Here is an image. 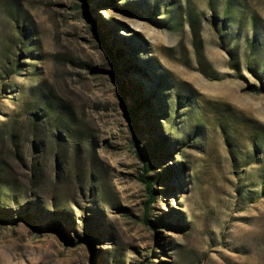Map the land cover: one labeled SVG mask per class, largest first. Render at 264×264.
Listing matches in <instances>:
<instances>
[{"label": "rangeland", "instance_id": "1", "mask_svg": "<svg viewBox=\"0 0 264 264\" xmlns=\"http://www.w3.org/2000/svg\"><path fill=\"white\" fill-rule=\"evenodd\" d=\"M261 169L264 0H0V264H264Z\"/></svg>", "mask_w": 264, "mask_h": 264}, {"label": "trees", "instance_id": "2", "mask_svg": "<svg viewBox=\"0 0 264 264\" xmlns=\"http://www.w3.org/2000/svg\"><path fill=\"white\" fill-rule=\"evenodd\" d=\"M84 15H85L84 17L87 21H89L91 23H95L94 20H92V14L90 12H87V10H86ZM110 49H113V47L111 46ZM116 55H117V57H120V58L124 56L122 50L118 51ZM134 65L138 66L139 71L142 72V74L144 73L146 76H149V78L152 77L150 72L147 70L146 66H144L143 64H138V62L136 63V61H134ZM128 68H129V66L124 65V67L122 68V72L126 73ZM150 79L155 81V83L157 85L155 87H148L147 90L142 91L144 98H142V96L140 95L139 90L135 89L134 87L131 88V91L133 92L134 96L136 97V104H135L134 109H133L134 114L136 112L144 111L145 107H149V108L153 109V107L157 108V105L159 106L161 104L160 106H163L162 108L166 107V110H169L173 119L176 120L177 118H180L177 114V110L181 106L179 96H176L177 94H174V97L171 99V101L170 100L167 101V105H164V103L157 102L158 101V97H157L158 93H161L160 92L161 90L167 89L170 87L164 86V82L158 80L156 77H152ZM164 98H165V95H164ZM39 99L41 102V114H43V116H44V96H41ZM173 99H175L177 102L173 101ZM180 99L185 100L186 98L182 97ZM48 106H50V105H48ZM34 116L36 117L37 115H34ZM189 135H190V133H188L187 136L189 137ZM255 140H256V138H255ZM259 141L260 140H258V142ZM254 147H258V146L255 145ZM138 157L140 158V160L143 162V165H144V169H143L144 174H141L138 177V180L145 186V189L147 192V198H148L147 201L145 202V213H144V218L142 220L145 224L149 225L150 227H152L155 230L157 228L158 224L156 222L150 221V219H149L150 215L148 214V212L150 210L151 204L154 202V199H155V193H154L153 186H154V182H156V181L154 180L155 178L147 176V174L151 171V167L149 166L150 162L148 161L149 156H145L143 154H138ZM246 165H249V164L245 163V166ZM259 172L262 173V174H260L259 178L263 182L262 187H264V170L261 169ZM25 218L27 219V217H25ZM55 229H58V228H55ZM86 237L89 238V234H87ZM150 254H153L152 250L150 251Z\"/></svg>", "mask_w": 264, "mask_h": 264}, {"label": "water", "instance_id": "3", "mask_svg": "<svg viewBox=\"0 0 264 264\" xmlns=\"http://www.w3.org/2000/svg\"><path fill=\"white\" fill-rule=\"evenodd\" d=\"M89 23H91V22H89ZM93 30H94V33L96 34L95 35V38L100 43V46H101L102 51L104 52L106 58L110 62V68H111L110 69L111 70L110 73H111V75L113 77V81H114V85H115V88H116V94H117V98L119 100L120 108L123 110V112L125 114V117L127 118V121L129 122L130 129L134 133L136 126H135V123H134L133 114L125 106V102H126L125 89H124L123 85L118 80H116V74H117V63H116V60L113 58L111 51L104 44V42L101 40V38L98 35V32L95 29V27H94Z\"/></svg>", "mask_w": 264, "mask_h": 264}]
</instances>
